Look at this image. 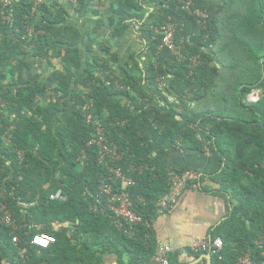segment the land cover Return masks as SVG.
Wrapping results in <instances>:
<instances>
[{
	"label": "trees",
	"instance_id": "obj_1",
	"mask_svg": "<svg viewBox=\"0 0 264 264\" xmlns=\"http://www.w3.org/2000/svg\"><path fill=\"white\" fill-rule=\"evenodd\" d=\"M70 1L73 13L96 19L89 34L68 22L62 0H11L7 7L0 0V193L16 226L0 220V264H104L108 255L116 264H157L154 224L173 207L158 202L173 175L197 172L171 167L170 150H203L199 133L224 163L211 178L226 200V219L210 232L223 243L211 264L244 256L264 264V0H191L187 9V0H147V17L139 0H114L110 36L137 21L147 63L117 70L118 52L98 44L105 24L99 10L109 0ZM168 24L179 57L160 46L156 31ZM96 46L102 55L93 57ZM41 59L46 74L38 71ZM145 81L168 82L164 90L178 104L150 106ZM252 90L260 92L256 103L246 101ZM98 126L120 160L88 145ZM114 168L133 181L125 191L141 222L132 227L115 218L100 189L111 178L112 192L123 191ZM59 190L66 201L49 200ZM41 233L55 242L31 245ZM206 253L188 248L185 255L194 262ZM181 255L170 252L168 264H185Z\"/></svg>",
	"mask_w": 264,
	"mask_h": 264
},
{
	"label": "crops",
	"instance_id": "obj_2",
	"mask_svg": "<svg viewBox=\"0 0 264 264\" xmlns=\"http://www.w3.org/2000/svg\"><path fill=\"white\" fill-rule=\"evenodd\" d=\"M62 1L67 11L70 12L68 22L77 26L84 35L89 34L91 27L96 22L91 12L75 14L71 9V1ZM113 1L109 0L99 10L98 18L102 19L105 24L100 30L98 44H110L111 49L118 52L119 60L116 70L125 64H137L140 69H143L147 64L145 61L146 47L145 40L141 37L140 24L137 21H132L121 37L112 38L110 36V27L107 22L112 15L110 5ZM139 1L140 4L149 8L148 13L153 11L147 0ZM95 48L96 50L91 56H101L102 53L98 51L97 46ZM37 68L43 74L50 70L45 59L38 60ZM167 83L165 84L163 81L156 84L146 81L143 83V87L151 98L149 105L158 111L166 110L168 103L175 106L179 102L172 92L164 90L165 87H168ZM210 124L207 120L202 126L206 129ZM198 138L203 141V150H191L179 145L170 150L168 163L174 168L188 167L196 170L204 177L203 182L200 183L197 190L188 189L182 192L177 204L166 213H162L154 224L159 246H169L171 253H182L180 260L185 264L201 263L203 258L194 262L187 258L186 250L195 240H210V232L226 219V200L219 192L218 185L211 180L212 176L220 172L224 163H222L220 154L209 149L211 141L205 135L199 133ZM203 260L207 264V261ZM104 264H116L115 258L112 255L106 256Z\"/></svg>",
	"mask_w": 264,
	"mask_h": 264
},
{
	"label": "built area",
	"instance_id": "obj_3",
	"mask_svg": "<svg viewBox=\"0 0 264 264\" xmlns=\"http://www.w3.org/2000/svg\"><path fill=\"white\" fill-rule=\"evenodd\" d=\"M40 1V0H39ZM4 7H7L11 4V0H2ZM191 4V0L185 2L184 7L187 9ZM194 14L197 15L200 19L206 18V14L201 10H195ZM157 35L161 39V47L166 48L175 56H180V47L177 46L174 42L175 39V26L173 24H168L162 26L161 29H157ZM260 92L258 90H253L247 97L246 101L248 103H256L259 99ZM90 119V116L87 118ZM98 145L100 146L102 156H108L110 161L120 160L121 155L117 153V148L114 144L108 145L104 137L103 129L98 126L96 129V137L91 139L88 145ZM105 161V160H104ZM111 173L114 176V179H120L122 182L123 191L121 193H113L112 186L109 183L112 179L109 178L108 181L102 182L101 192L106 195L107 198V208L113 213L115 218L122 220L127 226L132 227L135 224L141 222V218L135 214L132 210V205L129 199L125 188L133 185L131 178L126 177L120 168L111 169ZM200 186V174L193 171L187 170L181 175H173L170 181V191L169 193L162 198L158 205L161 209L165 210L170 206H174L178 202L179 196L185 190H197ZM2 194L0 193V220L6 226H9L16 229L14 220L12 219L11 212L7 206L1 201ZM67 196L62 191H56L49 195V200L64 202L66 201ZM18 205L22 208H26V204L19 202ZM19 240L17 237H12V242L17 243ZM55 242V238L47 234H35L31 239V245L39 248H47L50 244ZM223 243L220 239L214 241L211 240H195L193 241L189 248L193 252H207L206 254L215 255L219 254L222 249ZM171 252L169 246H159L157 253L154 256V261L157 264H168L167 256ZM238 264H256L253 263L248 256L242 257Z\"/></svg>",
	"mask_w": 264,
	"mask_h": 264
},
{
	"label": "water",
	"instance_id": "obj_4",
	"mask_svg": "<svg viewBox=\"0 0 264 264\" xmlns=\"http://www.w3.org/2000/svg\"><path fill=\"white\" fill-rule=\"evenodd\" d=\"M149 15V13L146 14V17ZM220 68V67H218ZM178 119V118H177ZM205 259L207 261V264H211V256L209 254H205V255H202L198 260L200 259ZM197 260V261H198ZM191 264H194V263H191Z\"/></svg>",
	"mask_w": 264,
	"mask_h": 264
},
{
	"label": "clouds",
	"instance_id": "obj_5",
	"mask_svg": "<svg viewBox=\"0 0 264 264\" xmlns=\"http://www.w3.org/2000/svg\"><path fill=\"white\" fill-rule=\"evenodd\" d=\"M252 91H253V90H252ZM252 91H251V92H252ZM259 97H260V96H259Z\"/></svg>",
	"mask_w": 264,
	"mask_h": 264
}]
</instances>
